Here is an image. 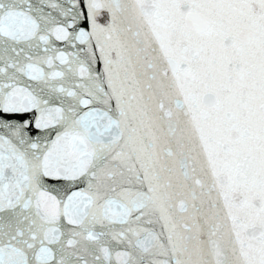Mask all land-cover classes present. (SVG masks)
<instances>
[{"label": "snow or ice", "instance_id": "1", "mask_svg": "<svg viewBox=\"0 0 264 264\" xmlns=\"http://www.w3.org/2000/svg\"><path fill=\"white\" fill-rule=\"evenodd\" d=\"M0 264H264V0H0Z\"/></svg>", "mask_w": 264, "mask_h": 264}]
</instances>
